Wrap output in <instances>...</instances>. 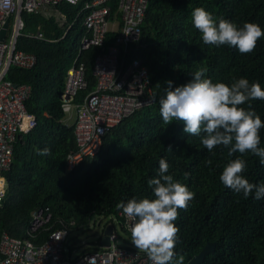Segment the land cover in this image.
I'll use <instances>...</instances> for the list:
<instances>
[{
	"label": "trees",
	"instance_id": "obj_1",
	"mask_svg": "<svg viewBox=\"0 0 264 264\" xmlns=\"http://www.w3.org/2000/svg\"><path fill=\"white\" fill-rule=\"evenodd\" d=\"M84 1L59 5L73 23L66 34L54 19L40 13H23L25 28L18 47L34 53L37 63L31 68L12 66L8 78L31 86L26 107L35 115L36 124L22 133L15 145L12 167L6 172V195L0 200V231L26 238L32 213L48 208L51 222H56L53 229L61 228L58 221L64 220L73 236L89 227L97 216L108 219L116 215L121 201L151 198L148 180L157 176L159 160L166 158L169 174L195 193L187 210H178L174 222L179 228L175 251L184 257V264L209 241L216 243L214 252L207 253L200 264H264V199L257 200L254 194L244 198L219 179L227 162L240 154L228 157L222 146L209 152L199 136L184 133L182 122L165 124L159 112L166 82L172 81L174 89L191 80L200 68L207 70L205 75L213 82L231 84L234 78L243 77L250 83L259 82L264 89V37L249 54L227 45H205L191 16L195 8L203 7L217 22L224 18L241 27L251 22L264 30V0H149L141 36L126 59L140 58L147 66L154 103L112 127L100 150L69 170L67 157L78 147L74 126L63 120L60 95L67 70L86 34L82 25ZM38 30L44 33V39L27 35ZM115 36V32L108 33L106 45ZM100 50L101 47L91 46L79 52L89 83L82 94L96 85L93 67ZM251 104L264 122V100ZM29 122L28 117L26 124ZM260 137L259 146L264 147V128ZM169 146L172 152L167 150ZM45 148L50 154L39 155ZM242 158L247 163L245 178L254 184L264 183L260 158L250 152ZM209 160L210 164L206 162ZM185 173L189 174L187 178ZM72 221L74 224H69ZM46 236L47 232L42 233L37 241L42 242ZM101 244L102 240H98L97 245L84 251Z\"/></svg>",
	"mask_w": 264,
	"mask_h": 264
},
{
	"label": "built area",
	"instance_id": "obj_2",
	"mask_svg": "<svg viewBox=\"0 0 264 264\" xmlns=\"http://www.w3.org/2000/svg\"><path fill=\"white\" fill-rule=\"evenodd\" d=\"M84 0H0V34L7 23L4 39L0 38V200L6 195V172L12 167L14 150L22 133L36 124L35 115L28 112L26 100L31 94L29 84H18L8 78L12 66L31 68L37 56L18 47V39L24 34V12L41 13L55 17V22L66 34L72 22L59 5H77ZM149 0H86L82 25L86 34L82 37L79 52L91 46L101 47L94 59L95 87L88 88L85 65L79 62V52L67 70L65 86L60 95L61 107L66 119L74 115V133L78 149L67 157V167L73 169L85 156L95 155L101 148L106 133L138 109L152 105L153 87L147 66L140 58L128 60L142 32ZM80 14V12H79ZM115 32L114 40L106 45L107 35ZM44 39L38 30L27 34ZM26 117L31 122H25ZM47 209L35 210L26 227V238H19L7 231H0V264H150L147 255L131 242V221L120 209L109 217L113 223L110 244L92 251L77 252L71 241V231L64 220L63 226L53 229L52 214ZM120 219V220H119ZM125 235L117 231L115 221ZM93 223V222H92ZM69 224H74V221ZM107 226V225H106ZM47 232L45 240L38 242ZM102 236L99 241L102 240Z\"/></svg>",
	"mask_w": 264,
	"mask_h": 264
},
{
	"label": "clouds",
	"instance_id": "obj_3",
	"mask_svg": "<svg viewBox=\"0 0 264 264\" xmlns=\"http://www.w3.org/2000/svg\"><path fill=\"white\" fill-rule=\"evenodd\" d=\"M75 2L69 0V3ZM191 16L205 45H227L237 48L241 54H249L255 50L257 41L264 37V30L256 23L245 22L241 27L224 18L217 22L203 7L195 8ZM206 71L197 69L191 80L174 89L172 81L166 82L165 95L159 99L162 121L165 124L182 122L184 133L199 136L209 152L222 146L227 149L228 157L239 153L224 166L220 181L244 198L254 194L255 199H264V183L254 184L245 178L243 173L247 163L242 158L250 152L264 164V147L259 146L264 122L251 104L254 100H264V89L259 82L250 83L243 77L234 78L231 84L213 82L206 77ZM167 150L172 152V147ZM38 154L48 155L50 151L45 148ZM206 162L211 163L210 160ZM169 169L166 158H161L157 176L148 180L151 198L133 197L117 204L131 221V242L147 255L150 264H184V257L177 256L175 251L179 228L174 222L178 219V210H187L195 193L169 174ZM184 175L187 178L189 174Z\"/></svg>",
	"mask_w": 264,
	"mask_h": 264
},
{
	"label": "rangeland",
	"instance_id": "obj_4",
	"mask_svg": "<svg viewBox=\"0 0 264 264\" xmlns=\"http://www.w3.org/2000/svg\"><path fill=\"white\" fill-rule=\"evenodd\" d=\"M95 222H93L86 229L74 234L71 238V241L77 245V252H81L84 249L89 248L90 246L97 245L98 240L102 236L103 230L106 227L107 222L110 219H106L102 216L95 217ZM120 220V219H119ZM117 231L121 235H125L120 226V221L116 220Z\"/></svg>",
	"mask_w": 264,
	"mask_h": 264
},
{
	"label": "water",
	"instance_id": "obj_5",
	"mask_svg": "<svg viewBox=\"0 0 264 264\" xmlns=\"http://www.w3.org/2000/svg\"><path fill=\"white\" fill-rule=\"evenodd\" d=\"M6 27H7V23L5 24V28L1 31L0 34L1 39H4L5 37ZM113 227H114L113 223H109L106 226V228L103 230L102 242L105 246L110 244L109 236L113 231ZM215 244L216 243L212 241L207 242V244L202 248V250L196 256H194L187 264H200L204 260V257L207 253L214 252Z\"/></svg>",
	"mask_w": 264,
	"mask_h": 264
},
{
	"label": "crops",
	"instance_id": "obj_6",
	"mask_svg": "<svg viewBox=\"0 0 264 264\" xmlns=\"http://www.w3.org/2000/svg\"><path fill=\"white\" fill-rule=\"evenodd\" d=\"M41 14V13H40ZM43 15V14H42ZM43 16H45V15H43ZM46 17V16H45ZM46 18H48V17H46ZM49 19H54V21H55V17H49ZM56 23V22H55ZM57 24V23H56ZM58 25V24H57ZM59 26V25H58ZM73 64V63H72ZM72 66V65H71ZM70 66V67H71ZM69 67V68H70ZM68 68V69H69ZM65 114V113H64ZM66 117H67V115H64V118H63V120L66 122V123H68L69 125H73V121H74V115H72L71 116V118L70 119H66Z\"/></svg>",
	"mask_w": 264,
	"mask_h": 264
},
{
	"label": "bare ground",
	"instance_id": "obj_7",
	"mask_svg": "<svg viewBox=\"0 0 264 264\" xmlns=\"http://www.w3.org/2000/svg\"><path fill=\"white\" fill-rule=\"evenodd\" d=\"M27 118H28V117H26L25 122H26Z\"/></svg>",
	"mask_w": 264,
	"mask_h": 264
}]
</instances>
